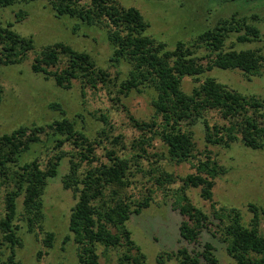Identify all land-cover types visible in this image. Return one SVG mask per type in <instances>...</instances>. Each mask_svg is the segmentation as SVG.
I'll use <instances>...</instances> for the list:
<instances>
[{
  "label": "trees",
  "instance_id": "trees-1",
  "mask_svg": "<svg viewBox=\"0 0 264 264\" xmlns=\"http://www.w3.org/2000/svg\"><path fill=\"white\" fill-rule=\"evenodd\" d=\"M35 0H0L1 7ZM235 1V0H223ZM57 17L73 18L72 33L82 25L96 26L103 30L111 47L112 74L96 64L86 51H79L64 42H55L35 52L32 36H21L12 29L13 24L0 23V67L21 63L31 51L35 52L31 69L45 77H52L55 84L68 89L73 80L83 89L103 88L108 94L128 95L131 91L153 92V113L148 120H138L128 114L138 134L130 143V156L123 157L112 149H106L105 161L96 154L102 140H92L74 121L65 116L59 103L49 107L62 115L50 123L20 125L0 135V194L3 195V214L0 216V249L9 250L0 264H19L15 259L16 248L22 246L18 235L24 222L28 232L43 233L46 248L53 245L54 233L44 229L42 195L48 179L56 177L61 160L68 154L69 168L62 178V186L71 189L76 202L71 208L65 241L70 238L76 244L79 264H99L97 247L116 249L118 264H146V257L131 238L126 226L131 213L139 214L149 206L150 195L132 201L127 194L131 184V170H143L151 180L148 192L160 190L170 199V205L178 210L183 220L179 225L180 236L197 242L202 230L213 226V233L225 244L227 254L235 264H264V236L259 232L260 215L264 212L254 203L247 205L252 213L249 225L242 222L235 207L218 206L213 202L215 180L226 170L205 150L197 158L195 143L189 127L201 123L203 139L208 145L230 147L234 142L259 149L264 148V100L247 96L230 89L211 76H200L214 67L222 70H241L245 76L259 75L264 70L263 54L256 49L226 47V40L233 33L236 42H252L260 37V30L247 17L220 19L216 24L197 34L189 42L177 40L168 49L146 34L149 27L141 12L125 7L117 0H46ZM24 11L15 13L17 21ZM202 49V54L197 52ZM129 65L122 78L120 66ZM185 77H192L198 84L190 92L182 89ZM116 88L113 91L112 88ZM3 88L0 81V103ZM112 101L120 102L119 96ZM216 114L210 122L208 116ZM101 120L109 126L107 116ZM110 129V127H109ZM102 129L98 135L108 138ZM119 137L112 139L120 143ZM162 149L158 150L155 141ZM45 148V160L37 157L23 160L35 145ZM123 146V145H122ZM179 164L190 162L194 172L177 176L169 172L163 161ZM179 183L178 185H176ZM189 187L199 188L204 200L211 202V215L194 206L186 194ZM2 190V191H1ZM22 197V211H17V199ZM20 217V218H18ZM213 245L204 243L203 250L190 254L180 248L174 254L178 264H200L201 258L214 264ZM39 254H42L39 252ZM172 254H168L171 258ZM158 263L162 259L157 258ZM61 264V263H58Z\"/></svg>",
  "mask_w": 264,
  "mask_h": 264
},
{
  "label": "rangeland",
  "instance_id": "rangeland-1",
  "mask_svg": "<svg viewBox=\"0 0 264 264\" xmlns=\"http://www.w3.org/2000/svg\"><path fill=\"white\" fill-rule=\"evenodd\" d=\"M125 7L137 8L149 27L146 34L157 41L164 42L168 49H173L177 40L191 41L201 31L213 27L220 19L229 18L232 14L237 17H247L248 21L260 30V37L252 42H236L233 33L226 40V47L236 49H256L264 56V0H117ZM24 11L23 18L17 21L15 13ZM11 22L12 29L21 36H32L35 52L55 42H64L76 50L88 52L96 64L107 69L112 74L115 69L108 61L111 47L106 40L103 30L96 26H85L72 33L75 19L57 17L47 5L46 0H35L29 3H17L11 7L0 6V23ZM31 51L19 64L0 67V81L3 88L0 103V135L19 127L20 125L46 124L54 119H60L58 110L49 107V103H59L65 110V116L74 121L92 140H102L97 145L96 154L105 161L106 149H114L117 155L130 156V143L138 134L128 114L138 120H148L153 113L151 98L153 92L131 91L128 95L108 94L103 88L83 89L77 80L72 81L68 89L58 87L52 77H45L31 69L35 56ZM202 49L197 54L201 55ZM264 65V60H263ZM129 65L122 64V78ZM264 68V67H263ZM211 76L219 83L234 89L243 95L255 96L264 100V70L259 75L245 76L241 70H222L214 67L211 71L200 76ZM198 84L192 77H185L182 89L190 92ZM116 91V88H112ZM112 96H119L120 102H114ZM101 115L108 118L109 126L101 120ZM210 122L217 120L216 114L208 116ZM110 127V129H109ZM104 129L108 138L98 135ZM189 132L195 143V155L202 158L205 150L226 170L215 180L213 202L218 206L237 208L242 216V222L249 225L252 217L247 205L254 203L264 212V148L252 149L240 142H234L230 147L208 145L203 139L204 128L201 123L189 127ZM119 137L120 143L113 144L112 139ZM123 145V146H122ZM155 145L162 149L157 139ZM66 156L61 160L56 177L49 178L42 195L44 212V229L54 233L53 245L46 248L42 243L43 233L28 232L20 219L18 235L22 246L16 248L15 259L19 264H79L76 244L70 238L65 241L68 230V220L71 208L76 198L71 189L62 186L61 178L68 172L70 145L64 146ZM37 157L40 162L45 160V148L37 144L24 155L23 160L30 161ZM143 170H131L132 181L127 194L132 201H138L150 195L149 206L139 214L131 213L126 226L131 238L140 247L146 257V264H178L174 257L176 251L185 248L190 254L203 250L204 243L213 245L214 264H235L227 254L225 244L213 233V226L204 228L197 242H189L179 234V225L183 220L178 210L170 205V199L163 192L156 190L149 193L151 180ZM166 169L177 176H185L194 172L190 162L179 164L163 161ZM177 183L176 185H178ZM2 191V190H1ZM190 202L211 215V202L201 198L199 188L189 187L186 190ZM17 211H22V197L17 200ZM3 214V195L0 194V216ZM20 218V217H18ZM259 232L264 236V213L260 215ZM9 250L0 249V258H6ZM41 252L42 254H39ZM99 264H118L117 250L97 247ZM168 254H172L168 258ZM162 259V263L157 262ZM200 264H211L201 258Z\"/></svg>",
  "mask_w": 264,
  "mask_h": 264
}]
</instances>
